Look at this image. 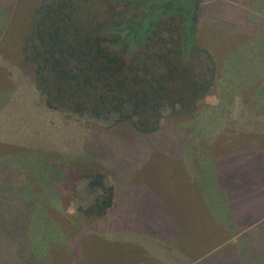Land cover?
Returning a JSON list of instances; mask_svg holds the SVG:
<instances>
[{
	"label": "rangeland",
	"instance_id": "1",
	"mask_svg": "<svg viewBox=\"0 0 264 264\" xmlns=\"http://www.w3.org/2000/svg\"><path fill=\"white\" fill-rule=\"evenodd\" d=\"M203 1L199 40L220 66L216 86L201 105L205 109L203 120L236 119V104H240L236 97V76L243 79L251 72H236V23L243 17L264 18V0ZM32 2L18 0L12 7L0 43V207H3L2 199L8 196L10 200L19 201L12 204L20 210L16 215L0 214V264H149V260H153V256L147 255L149 249L161 247L160 232L148 238L138 235V230L142 227L141 220L158 217L143 211L142 204L145 203L147 209L153 198L139 197L144 186L136 182L143 177L148 184L158 179V184H150L157 191L168 183L170 169H161L153 152L166 150L167 145L162 142L168 140L175 128L163 129L152 137L130 136L126 126H115L112 119L80 118L61 111L46 113L41 104H37L40 95L34 85L30 89L35 93L27 88L28 79L23 72L16 78L20 88H14L8 77L11 67L15 70L13 66L21 59V44L16 36L27 21ZM1 6L0 26L7 21ZM224 94L228 97L227 105L214 114L211 109L219 107ZM18 103L20 108L16 107ZM6 109L13 110L10 116L5 114ZM205 123L213 125L214 122ZM178 134L183 133L178 131ZM204 162L207 169L209 162L205 158ZM68 168L76 176L68 186L69 191L60 188ZM128 177L134 186L120 188L114 195L115 199L118 194L125 199V206L115 210L107 223L104 216L86 214L85 210L101 196L99 185L109 187L113 181L116 186H128ZM5 179L6 183H1ZM206 189L209 200L221 201L211 182ZM166 191H162L163 197L170 194ZM178 199L180 204L189 202ZM258 224L250 233L252 239L246 234L237 240L236 247L228 240L212 252L210 259L218 261V257L227 255L226 251L236 248L240 255L250 258L251 264H264V220ZM20 226L27 227V235ZM198 228L184 239L188 249L193 246L194 254L213 250L219 240L210 235V225L203 221ZM109 234L114 237L107 239ZM123 234L125 239L121 238Z\"/></svg>",
	"mask_w": 264,
	"mask_h": 264
},
{
	"label": "trees",
	"instance_id": "2",
	"mask_svg": "<svg viewBox=\"0 0 264 264\" xmlns=\"http://www.w3.org/2000/svg\"><path fill=\"white\" fill-rule=\"evenodd\" d=\"M17 2L0 0L7 14V21L0 26V43ZM204 3L33 0L27 21L16 36L21 44L20 63L13 66L15 70L11 67L8 79L14 88H20L16 78L23 72L27 88L33 92L30 86L34 85L40 95L37 104L46 113L61 111L80 118L112 119L113 125L126 126L130 136L152 137L174 128L169 136H177L178 131L183 133L197 122H236L225 118L203 120L205 109L201 105L220 76L217 60L199 40ZM236 39V72L251 71L243 79L236 76L241 115L249 118V105L264 104V18L243 17L236 23ZM227 102L224 94L219 107L211 110L217 114ZM16 107L20 108L19 103ZM12 111L6 109L5 114L10 116ZM68 169L60 188L69 191L76 176ZM99 189L101 196L85 210L88 215L102 217L112 206L113 187L99 185ZM9 198H1L4 209L0 207V214L20 213L12 204L19 201ZM21 230L27 235V227ZM8 239L12 241L10 236Z\"/></svg>",
	"mask_w": 264,
	"mask_h": 264
},
{
	"label": "crops",
	"instance_id": "3",
	"mask_svg": "<svg viewBox=\"0 0 264 264\" xmlns=\"http://www.w3.org/2000/svg\"><path fill=\"white\" fill-rule=\"evenodd\" d=\"M242 111V105L236 104V122L193 123L186 127L191 128L189 133L184 131V134L169 136L162 142L167 145L164 152H153L160 168H169L170 171L168 183L159 191L150 185L158 184V179L148 184L143 177L136 182L144 186L139 197L149 195L153 198L147 209L146 204H142L143 211L155 213L158 217L141 220L142 227L138 230V235L144 234L148 238L160 232L161 247L149 249L147 255L153 256L149 264H251L250 258L240 255L236 248L226 251L227 255L218 257V261L210 259L212 252L228 240L236 247L237 240L244 235L252 239V229L264 220V104L249 105V118L241 115ZM204 158L209 162L207 169ZM208 182L217 188L221 201L208 199ZM113 183L114 195L120 188L134 186L129 177L128 186ZM163 190L170 194L163 197ZM178 197L189 202L180 204ZM125 202L119 194L116 199L114 196L104 221L107 223L113 212L125 206ZM194 209L196 213H193ZM203 221L210 225V235L219 241L213 250L194 254L193 246L188 249L184 239L196 233ZM110 237L114 236L109 234L106 238ZM121 238L126 236L123 234Z\"/></svg>",
	"mask_w": 264,
	"mask_h": 264
}]
</instances>
